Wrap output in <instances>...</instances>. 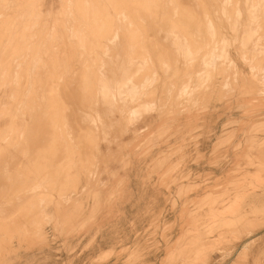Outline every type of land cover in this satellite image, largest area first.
I'll list each match as a JSON object with an SVG mask.
<instances>
[{
    "label": "rangeland",
    "instance_id": "1",
    "mask_svg": "<svg viewBox=\"0 0 264 264\" xmlns=\"http://www.w3.org/2000/svg\"><path fill=\"white\" fill-rule=\"evenodd\" d=\"M219 36L202 76L157 65L78 152L0 173V264H264V28Z\"/></svg>",
    "mask_w": 264,
    "mask_h": 264
},
{
    "label": "bare ground",
    "instance_id": "2",
    "mask_svg": "<svg viewBox=\"0 0 264 264\" xmlns=\"http://www.w3.org/2000/svg\"><path fill=\"white\" fill-rule=\"evenodd\" d=\"M257 28H264V0H0V173L27 168L42 152H78L63 142L103 134L110 113L95 112L118 99L114 92L142 97L159 79L157 65L165 77L179 67L200 77L211 36ZM60 149L55 159L64 157ZM23 155L31 156L27 165Z\"/></svg>",
    "mask_w": 264,
    "mask_h": 264
}]
</instances>
